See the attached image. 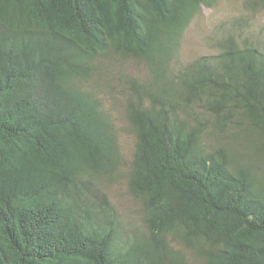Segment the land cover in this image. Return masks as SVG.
I'll use <instances>...</instances> for the list:
<instances>
[{"label": "trees", "instance_id": "trees-1", "mask_svg": "<svg viewBox=\"0 0 264 264\" xmlns=\"http://www.w3.org/2000/svg\"><path fill=\"white\" fill-rule=\"evenodd\" d=\"M219 1L0 0V264H264V0L181 53Z\"/></svg>", "mask_w": 264, "mask_h": 264}, {"label": "rangeland", "instance_id": "rangeland-1", "mask_svg": "<svg viewBox=\"0 0 264 264\" xmlns=\"http://www.w3.org/2000/svg\"><path fill=\"white\" fill-rule=\"evenodd\" d=\"M243 6L244 0H220L212 8L204 7L201 12L194 17L184 33L181 48L183 58L189 60L201 54L212 53L214 49L206 41L205 36L213 30L215 25L221 20L232 16L248 14ZM255 17L257 23L254 24V28L259 29L261 26H264V10L257 13ZM124 67L128 70L139 72L140 74L144 72V68L137 66L133 62H127ZM112 69L117 70V65H113ZM114 112L118 121L123 122L122 107L119 105L115 106ZM121 142L125 154L130 155L134 146L133 137L127 132H123ZM109 193L111 200L121 212L127 214L129 219L136 221V204L128 193L124 182L117 181L113 183L109 187Z\"/></svg>", "mask_w": 264, "mask_h": 264}]
</instances>
